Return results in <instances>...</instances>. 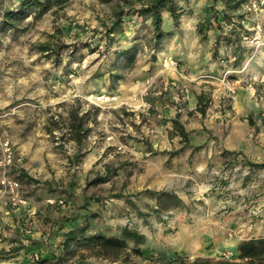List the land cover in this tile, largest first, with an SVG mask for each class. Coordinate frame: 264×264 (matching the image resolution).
<instances>
[{
    "label": "rangeland",
    "instance_id": "1",
    "mask_svg": "<svg viewBox=\"0 0 264 264\" xmlns=\"http://www.w3.org/2000/svg\"><path fill=\"white\" fill-rule=\"evenodd\" d=\"M118 1L66 0L38 21L28 17L8 26L4 12L16 9L20 0H0V149L8 143L12 159L0 169V264H174L171 243L179 235L164 233L177 232L179 212L169 208L178 201L149 194L154 191L150 179L160 191L163 178V153L152 148L153 139L158 141L152 136L160 139L156 129L168 126V140L188 142L189 132L183 137L169 117L178 114L182 126L193 122L186 105L198 88L210 100L202 119L209 141L218 147L244 125L242 150L235 153L252 168L248 178L231 187L217 180L210 187L214 200L230 203L226 209L233 203L243 209L252 226L234 231L247 234L242 241L264 237V0H245L235 14L228 13L242 27L233 45L224 40L233 28L221 19L224 6L211 0L178 2L177 25L163 13L162 29L171 36L159 44L150 21L137 16L124 18L120 32L106 37L104 25ZM257 34L260 47L251 43ZM46 42L64 48L57 54L39 52L37 45ZM129 49L130 64L116 56ZM248 116L256 126L248 124ZM77 122L79 134L69 128ZM218 124L220 141L212 135ZM197 149L187 154V165ZM170 153L172 158L176 151ZM230 157L207 166L208 184V171L220 169ZM3 180L17 182L18 189L9 192ZM186 181L187 195H205L191 172ZM168 211L176 212L174 229L163 220ZM149 213L160 226L147 222ZM85 221L119 236L132 223L145 238L139 246L143 255H133L132 244L117 261L86 245L64 253V233ZM184 235L211 238L205 254L214 263L243 264L231 231L206 234L189 228Z\"/></svg>",
    "mask_w": 264,
    "mask_h": 264
},
{
    "label": "crops",
    "instance_id": "2",
    "mask_svg": "<svg viewBox=\"0 0 264 264\" xmlns=\"http://www.w3.org/2000/svg\"><path fill=\"white\" fill-rule=\"evenodd\" d=\"M201 93H204V90L202 88H198V92L193 95L191 99H189V102L186 105L187 115H191L193 117V122L190 124H183V126L180 125V123H178L179 115L176 114L175 116L178 119H175L174 112L170 113V123L175 124L176 122L181 126L183 130L182 136H185L184 132H189L187 143L184 144L179 143V141L168 140L166 137L167 131H165L166 128L167 130L170 129L168 126L161 129H156L155 132L161 134L160 139L159 136H152L158 137L156 138L158 141L153 139L152 148H157L163 153L161 156V163L163 164L161 166V173L163 178L161 180L162 182L160 183V191L168 193L169 196L175 197L178 201L176 206L169 208L179 212V215L175 219L177 223V232L166 230L164 233V235L167 237L168 235H172L173 232L175 235H179L176 241L171 243V246H173L172 250L177 252L175 257L176 261L174 264H189L196 259H207L212 257L211 255L205 254L206 247L212 243L211 238L208 236H183V233L188 231L189 228L201 230L206 234L209 232L231 231L235 236V239L238 241L237 244H239V242L243 240V236H246L247 234L236 236L237 234L234 231H247L252 226L249 219L244 216L242 211L243 209H241L239 205L233 203L232 209H226L227 206H230V203H226L222 200H214L216 193L210 190V184H208L206 177L207 166L211 164L220 165L224 162L226 155L234 154L235 152L242 150L244 140L242 132L244 125H242L241 129L234 128V130H231L229 132L228 142L221 141L222 144H219L218 147H215L213 142L209 141L210 138L207 125L202 120L205 118L209 108L206 110L204 116L196 111L197 97ZM120 116L121 115H119V117ZM198 117L200 118L199 120L197 119ZM221 133L222 130L220 129V124H218V126L214 127V133H212V135L216 136V139L220 141L222 139ZM201 146L203 147L198 150L197 147L199 148ZM196 149V154H194L193 159H190L192 164L187 165V154H191V152L193 150L195 151ZM173 150H175L176 153H173L172 158H170V152ZM221 153H223V155H221ZM152 170V168L148 167L147 176H151ZM187 171L191 172L192 176H195L198 179L202 192H206L205 195L200 194L195 197H190L185 193L186 190L184 189V186L187 182ZM150 181L152 190L154 191H149V194L160 192L158 191L159 185H157V182H153V177L150 179ZM155 197L156 196L151 194V198L154 199ZM118 209V214H121V208ZM123 210H127V207L123 208ZM149 214L151 215L152 213ZM154 218L155 216L152 214L151 217H149L150 221H148V219L146 220L148 223L151 222L155 226H160V222H157V220ZM146 228H148V226H144L143 229ZM87 234H101L107 238H118L119 236L115 235L113 232H110L107 227L94 229V226L91 225ZM214 242H216V240ZM160 245L165 246L162 243L157 244V246ZM167 261L171 262L170 259H167ZM151 263L154 264L155 262H150V264Z\"/></svg>",
    "mask_w": 264,
    "mask_h": 264
},
{
    "label": "trees",
    "instance_id": "3",
    "mask_svg": "<svg viewBox=\"0 0 264 264\" xmlns=\"http://www.w3.org/2000/svg\"><path fill=\"white\" fill-rule=\"evenodd\" d=\"M189 0H119L113 7L111 22L110 24L104 25V34L106 37L114 35L120 32L122 21L126 17L137 16L150 21L153 33V40L155 44H159L163 40L171 36L170 32L163 31V13H167L174 25H177L179 18L182 14L178 6V2H187ZM245 0H211L212 3L220 2L223 4L224 9L220 12L221 19L228 25H232L229 37L224 40L227 45H233L240 41L238 30L242 27L240 23L234 21L228 13H236L237 10L242 6ZM66 0H20L18 6L14 10H8L4 12L3 22L8 26H13L12 22L21 21L28 17H32L34 21H38L45 14L52 10L61 9ZM239 18V17H237ZM241 18V17H240ZM234 36V39H232ZM236 38V39H235ZM217 43V41H216ZM64 48L61 44L54 43H42L37 45V49L41 53H59ZM132 49L121 51L116 53L118 58L127 59L128 63L132 62ZM210 100L206 98L205 93H201L197 97V108L196 111L202 116L205 115L206 110L209 108ZM251 127L256 126V123L252 116H248L246 119ZM262 124L264 125V114L261 116ZM181 135L183 130L180 125L175 122ZM71 130H75L78 134L80 133V123L77 122L75 125L69 127ZM232 155V154H230ZM264 166V165H261ZM106 179H98L96 183H103ZM156 197L171 198L168 193L158 192L151 193ZM95 218V215H91ZM90 228L89 222L85 221L82 225L69 230L64 233V239L61 242V248L64 253L71 254L72 247L76 246H91L94 250L103 257L113 256V260L117 261L119 253L128 248V244H132L130 252L136 256H142L143 252L139 249V246L143 245L145 238L137 231L124 228L118 238H107L101 234L87 235ZM237 259L243 264H264V237L251 238L248 240L241 241L237 247ZM128 255H126L127 258ZM122 259L126 262L127 259ZM178 260V259H177ZM61 261V260H60ZM189 264H236L232 262H212L209 259H196Z\"/></svg>",
    "mask_w": 264,
    "mask_h": 264
},
{
    "label": "built area",
    "instance_id": "4",
    "mask_svg": "<svg viewBox=\"0 0 264 264\" xmlns=\"http://www.w3.org/2000/svg\"><path fill=\"white\" fill-rule=\"evenodd\" d=\"M262 1V0H260ZM252 7H256V3L252 5ZM251 43L254 44L256 47H260V36L257 34L252 37ZM169 63L172 64L170 61ZM102 98H98V100H101ZM109 99V98H107ZM106 99V100H107ZM1 154L2 159H0V169H2L5 166L10 165L12 162L11 159V151L10 147L8 146V143H3L1 145ZM252 172V168L250 165L245 161L243 155L239 153H234L231 155L230 158H228L227 163H225L220 169L211 168L208 171V176L211 177V185L210 187L213 188L216 185V181L223 182L226 184V187H231L235 182H243L246 178L250 176ZM2 184L5 185V187L9 190V192H14L18 189L19 185L15 181H2ZM21 202V201H20ZM175 211H168L164 216L163 220L166 223V227L168 229H174V221L173 218L175 216ZM130 230L137 231L135 227L131 224H128V228Z\"/></svg>",
    "mask_w": 264,
    "mask_h": 264
}]
</instances>
